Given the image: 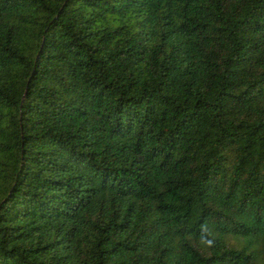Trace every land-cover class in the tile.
Instances as JSON below:
<instances>
[{
    "label": "trees",
    "instance_id": "trees-1",
    "mask_svg": "<svg viewBox=\"0 0 264 264\" xmlns=\"http://www.w3.org/2000/svg\"><path fill=\"white\" fill-rule=\"evenodd\" d=\"M0 264H264V0H0Z\"/></svg>",
    "mask_w": 264,
    "mask_h": 264
}]
</instances>
